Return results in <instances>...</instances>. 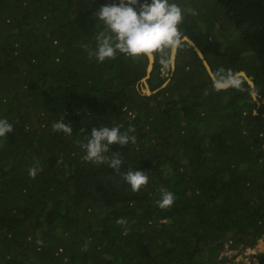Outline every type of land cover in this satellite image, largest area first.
I'll list each match as a JSON object with an SVG mask.
<instances>
[{
  "label": "trees",
  "instance_id": "1",
  "mask_svg": "<svg viewBox=\"0 0 264 264\" xmlns=\"http://www.w3.org/2000/svg\"><path fill=\"white\" fill-rule=\"evenodd\" d=\"M111 3L0 0V119L13 125L0 137V264H230L226 247L264 242V0H169L215 78L244 72L254 88L237 77L217 91L183 42L170 77L155 55L151 95L147 57L101 63L82 47L96 49L94 13ZM62 120L71 135L53 131ZM100 127L135 128V144L105 153L118 172L83 159ZM129 170L147 172L138 192ZM162 190L176 197L166 209Z\"/></svg>",
  "mask_w": 264,
  "mask_h": 264
},
{
  "label": "clouds",
  "instance_id": "2",
  "mask_svg": "<svg viewBox=\"0 0 264 264\" xmlns=\"http://www.w3.org/2000/svg\"><path fill=\"white\" fill-rule=\"evenodd\" d=\"M94 16L103 22L102 30L95 37L97 47L95 50L86 44L82 47L88 49L89 58L95 57L101 63L105 59H115L118 53L132 58L143 56L150 59L159 54L160 63L168 66L172 63L177 49L189 39L187 36L182 37L178 30L183 19L181 8L175 3L170 4L169 0H151L150 3L148 0H143V3L140 0H119V3L102 5ZM219 72L223 73L224 69ZM213 83L217 91L239 87V81L231 72L214 78ZM52 128L53 131H63L68 135L73 132L71 124H66L64 120L54 123ZM12 131L13 125L7 119H0V137ZM134 132L133 127H129L126 132H121L119 127L92 128L90 139L81 145L86 150L83 159L97 166L108 163L118 172L122 164L119 153H111V157L105 153L110 152L113 144L122 147L129 143L135 144L136 136L130 135ZM28 172L33 179L37 175L35 167ZM124 180L133 192H138L142 186L148 184L149 177L145 171L129 170L124 174ZM175 199L174 193L162 190V198L156 203L161 209H166L174 204ZM116 222L120 225L127 224L124 219Z\"/></svg>",
  "mask_w": 264,
  "mask_h": 264
},
{
  "label": "rangeland",
  "instance_id": "3",
  "mask_svg": "<svg viewBox=\"0 0 264 264\" xmlns=\"http://www.w3.org/2000/svg\"><path fill=\"white\" fill-rule=\"evenodd\" d=\"M174 68H175V61H174L173 68L170 65V68L166 66L161 70V77L162 78L170 77L169 72L170 70L173 71ZM141 84H142L141 90L144 93L146 88L143 83ZM226 248L224 250V255L229 259L234 256L233 258L234 261L230 262V264L231 263L232 264H258V259L255 258V255L261 254V253L264 254V242L262 240H258L256 246L253 249H249V250L236 249V250L231 251V250H227Z\"/></svg>",
  "mask_w": 264,
  "mask_h": 264
},
{
  "label": "water",
  "instance_id": "4",
  "mask_svg": "<svg viewBox=\"0 0 264 264\" xmlns=\"http://www.w3.org/2000/svg\"><path fill=\"white\" fill-rule=\"evenodd\" d=\"M187 43H188L190 46L193 47V49H194V51L196 52V54H197V56L199 57V59L202 60L203 65H204V67H205V70H206L207 74L209 75V77L211 78V80L214 81V78H215V77H214V75H213V73H212V71H211L210 66H209L208 63L206 62V60H205L203 54L201 53L200 49H199V48H198V47H197V46H196L191 40H189V39H188V42H187ZM175 56H176V55H175ZM174 61H175V57L172 59V63L170 64L172 68H173V66H174ZM153 62H154V59H150V58H148L147 76H146L144 79L141 80V83H143V84L145 85L146 90L144 91V94H146V95H151L152 93H155V92H156V91L151 92V91L149 90L148 85L146 84V81H147V79L149 78V76H150V74H151V71H152ZM234 77H235V78H237V77H243L244 80L247 82V84H248L251 88H254L253 82H252V81L246 76L245 73L240 72V73L236 74ZM166 84H167V82L163 85V87L166 86ZM163 87H162V88H163ZM160 89H161V88H160ZM158 90H159V89H158ZM158 90H157V91H158ZM255 96H256V95H255L254 93H252V97L255 98ZM263 148H264V144H263Z\"/></svg>",
  "mask_w": 264,
  "mask_h": 264
}]
</instances>
